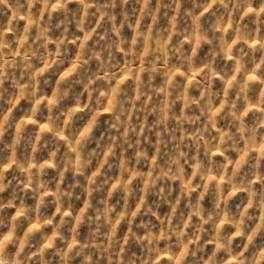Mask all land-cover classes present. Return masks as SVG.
<instances>
[{"label":"clouds","instance_id":"1","mask_svg":"<svg viewBox=\"0 0 264 264\" xmlns=\"http://www.w3.org/2000/svg\"><path fill=\"white\" fill-rule=\"evenodd\" d=\"M0 264H264V0H0Z\"/></svg>","mask_w":264,"mask_h":264}]
</instances>
